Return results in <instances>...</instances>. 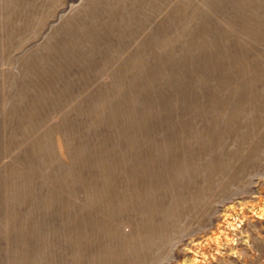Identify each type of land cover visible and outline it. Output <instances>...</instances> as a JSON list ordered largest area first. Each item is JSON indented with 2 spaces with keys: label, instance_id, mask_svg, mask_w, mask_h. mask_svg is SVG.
<instances>
[{
  "label": "rangeland",
  "instance_id": "rangeland-1",
  "mask_svg": "<svg viewBox=\"0 0 264 264\" xmlns=\"http://www.w3.org/2000/svg\"><path fill=\"white\" fill-rule=\"evenodd\" d=\"M0 264H264V0H0Z\"/></svg>",
  "mask_w": 264,
  "mask_h": 264
},
{
  "label": "bare ground",
  "instance_id": "bare-ground-1",
  "mask_svg": "<svg viewBox=\"0 0 264 264\" xmlns=\"http://www.w3.org/2000/svg\"><path fill=\"white\" fill-rule=\"evenodd\" d=\"M126 255V254H125Z\"/></svg>",
  "mask_w": 264,
  "mask_h": 264
}]
</instances>
